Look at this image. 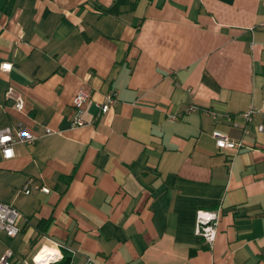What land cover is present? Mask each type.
<instances>
[{"label":"crops","instance_id":"1","mask_svg":"<svg viewBox=\"0 0 264 264\" xmlns=\"http://www.w3.org/2000/svg\"><path fill=\"white\" fill-rule=\"evenodd\" d=\"M1 63L0 128L37 139L0 153V203L20 214L0 257L264 264V0H0ZM80 88L115 103L72 128Z\"/></svg>","mask_w":264,"mask_h":264},{"label":"built area","instance_id":"2","mask_svg":"<svg viewBox=\"0 0 264 264\" xmlns=\"http://www.w3.org/2000/svg\"><path fill=\"white\" fill-rule=\"evenodd\" d=\"M11 69V64L1 63L0 71L8 72ZM115 103V97L113 94H107L103 97V101L100 103H94L91 100V95L84 88H80L75 93L72 100L73 107V118L71 121L72 128H79L87 124H93L95 121H98L100 117L107 114L111 109L112 105ZM95 106L97 113L94 118L90 121L85 120V115L87 109L91 106ZM14 108L21 112L24 108V102L21 98L17 97L15 99ZM196 107H190V110H195ZM253 114V111H248L244 114L246 120H249ZM258 131L263 130V126L257 127ZM54 132L48 128L45 129L44 134L50 135ZM212 137L215 141V146L219 150H228V151H237L242 147L241 142H234L229 140L223 134L214 131ZM37 139L36 136L23 130L21 125L13 132L10 128H0V153L4 160H10L15 156L14 146L18 143L21 144H32ZM30 184L29 180L23 187L24 194L30 193ZM37 189L42 193H48L49 190L44 187ZM20 214L18 210L6 203H0V232L4 233L8 238L15 237L19 233L18 221ZM216 215L208 211H198L196 214V227L195 232L198 236L203 238L206 242L212 243L215 238V222ZM12 254L9 250H6L3 255L0 257V264H11ZM52 258L45 257L41 262L34 261V264H51ZM84 264H96L92 260L87 259Z\"/></svg>","mask_w":264,"mask_h":264},{"label":"trees","instance_id":"3","mask_svg":"<svg viewBox=\"0 0 264 264\" xmlns=\"http://www.w3.org/2000/svg\"><path fill=\"white\" fill-rule=\"evenodd\" d=\"M70 258L63 256L60 260L55 262L54 264H69Z\"/></svg>","mask_w":264,"mask_h":264},{"label":"bare ground","instance_id":"4","mask_svg":"<svg viewBox=\"0 0 264 264\" xmlns=\"http://www.w3.org/2000/svg\"><path fill=\"white\" fill-rule=\"evenodd\" d=\"M41 254H42V255L38 256L39 259H38V258H37V259H38L39 261H37V262H41V260H43L42 256H44V254H43V253H41Z\"/></svg>","mask_w":264,"mask_h":264}]
</instances>
